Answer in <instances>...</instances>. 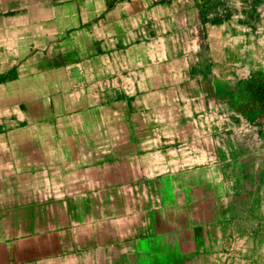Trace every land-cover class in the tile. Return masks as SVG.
I'll return each mask as SVG.
<instances>
[{
    "label": "crops",
    "instance_id": "1",
    "mask_svg": "<svg viewBox=\"0 0 264 264\" xmlns=\"http://www.w3.org/2000/svg\"><path fill=\"white\" fill-rule=\"evenodd\" d=\"M264 0H0V264H264Z\"/></svg>",
    "mask_w": 264,
    "mask_h": 264
},
{
    "label": "trees",
    "instance_id": "2",
    "mask_svg": "<svg viewBox=\"0 0 264 264\" xmlns=\"http://www.w3.org/2000/svg\"><path fill=\"white\" fill-rule=\"evenodd\" d=\"M233 107L253 125L259 126L264 135V73L250 77L232 99Z\"/></svg>",
    "mask_w": 264,
    "mask_h": 264
}]
</instances>
